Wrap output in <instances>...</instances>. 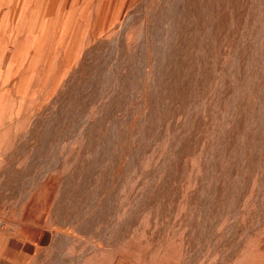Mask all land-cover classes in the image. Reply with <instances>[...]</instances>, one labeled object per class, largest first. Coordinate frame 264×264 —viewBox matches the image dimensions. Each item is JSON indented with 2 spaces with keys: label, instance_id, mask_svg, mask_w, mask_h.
<instances>
[{
  "label": "rangeland",
  "instance_id": "rangeland-1",
  "mask_svg": "<svg viewBox=\"0 0 264 264\" xmlns=\"http://www.w3.org/2000/svg\"><path fill=\"white\" fill-rule=\"evenodd\" d=\"M0 264H264V0H0Z\"/></svg>",
  "mask_w": 264,
  "mask_h": 264
}]
</instances>
